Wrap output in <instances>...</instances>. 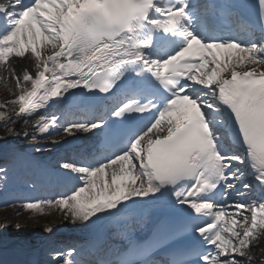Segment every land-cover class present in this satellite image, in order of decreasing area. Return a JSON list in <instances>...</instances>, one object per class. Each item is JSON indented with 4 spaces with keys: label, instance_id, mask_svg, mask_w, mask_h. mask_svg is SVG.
Returning <instances> with one entry per match:
<instances>
[{
    "label": "snow or ice",
    "instance_id": "6c2138e0",
    "mask_svg": "<svg viewBox=\"0 0 264 264\" xmlns=\"http://www.w3.org/2000/svg\"><path fill=\"white\" fill-rule=\"evenodd\" d=\"M0 79L2 206L56 209L87 235L40 248L5 222L0 264L256 259L264 0H0ZM42 142L72 147L53 159Z\"/></svg>",
    "mask_w": 264,
    "mask_h": 264
},
{
    "label": "rangeland",
    "instance_id": "374dc122",
    "mask_svg": "<svg viewBox=\"0 0 264 264\" xmlns=\"http://www.w3.org/2000/svg\"><path fill=\"white\" fill-rule=\"evenodd\" d=\"M8 94L9 91L7 85L4 83L3 79H0V101H3ZM20 143H27V141H21ZM19 178L20 177H11L10 186L14 185V187H16L15 184H17L16 182ZM2 205L3 200L2 198H0V224H3L5 222L9 223L10 226L8 227L7 231L3 233L4 237H6V239L8 240H12L14 234L17 233L25 234L29 232L30 234H33V232H35L37 228H45L46 225H49L53 222L59 221L58 223L67 222L71 224L69 221L64 220L63 216L56 209L45 208L44 211L41 213L39 211L22 210L18 207L16 210L19 211L20 214L13 215L12 207H4ZM57 217H60V219ZM16 223H19L21 226L19 230L14 227ZM32 238V242L29 241L30 238L25 241L29 242L33 246H36V241L40 240V238L38 236ZM263 243L264 235L260 236L258 240L253 241L254 247L252 248V254L255 255V257L258 255V253L256 252L257 248Z\"/></svg>",
    "mask_w": 264,
    "mask_h": 264
},
{
    "label": "bare ground",
    "instance_id": "6f19581e",
    "mask_svg": "<svg viewBox=\"0 0 264 264\" xmlns=\"http://www.w3.org/2000/svg\"><path fill=\"white\" fill-rule=\"evenodd\" d=\"M217 54L219 55L220 53L218 52ZM16 68H17V71H20L23 68H28L29 70H32L31 60L30 59H22V60L21 59H18L16 61ZM3 81L7 85V87H9V85L6 83V81L5 80H3ZM8 99H11V94L10 93L6 96V98L3 101L8 100ZM0 134H3L2 129H0ZM60 135H62V134H60ZM56 138L59 139L60 136H57ZM16 142L17 143H20L21 140H18ZM42 143L44 144V151L47 153L48 157L49 156H52L50 153L53 150L54 146H52L49 143H45V142H42ZM57 218L60 219V217H57ZM58 222L59 221L53 222V223H51L49 225H54L55 226V225L59 224ZM41 232H43V237L44 238H46L48 240L51 238V236L50 235H47V233L44 231V228H41V229L37 228V230H35V232H33V234L32 233L30 234L29 232L25 233L26 235L28 234L27 236H25V240H27L28 238H30L29 241L32 242L33 241V238L32 237H35L38 233H41ZM22 234L25 235L24 233H22ZM22 234L19 233L17 235L23 236Z\"/></svg>",
    "mask_w": 264,
    "mask_h": 264
}]
</instances>
